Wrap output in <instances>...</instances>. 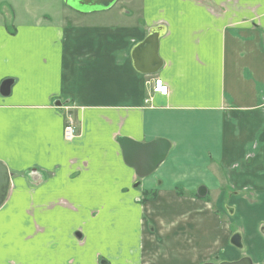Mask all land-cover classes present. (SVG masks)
Listing matches in <instances>:
<instances>
[{"label": "crops", "instance_id": "crops-1", "mask_svg": "<svg viewBox=\"0 0 264 264\" xmlns=\"http://www.w3.org/2000/svg\"><path fill=\"white\" fill-rule=\"evenodd\" d=\"M62 1L0 0V87L10 81L0 91V161L12 173L0 264L135 263L130 198L141 193L228 197L244 229L228 244L253 252L214 258L264 264V0H116L87 12ZM150 31L161 66L147 74L139 69L152 59L132 53ZM155 78L166 96L152 92ZM67 117L76 127L68 140ZM119 137L170 148L139 178ZM57 197L97 212L47 208ZM79 226L72 233L85 241L75 246ZM235 233L241 249L230 244Z\"/></svg>", "mask_w": 264, "mask_h": 264}, {"label": "rangeland", "instance_id": "rangeland-1", "mask_svg": "<svg viewBox=\"0 0 264 264\" xmlns=\"http://www.w3.org/2000/svg\"><path fill=\"white\" fill-rule=\"evenodd\" d=\"M212 196L210 194L201 199L193 196L154 197L141 193L130 198L132 205L139 207L140 242L136 248L138 253L135 263L132 258L125 262L101 255L97 256L95 264H204L214 262L215 255L227 260L248 254L246 251L253 252L249 246L239 251L228 244L233 231L244 230L241 219L226 212L224 203L230 204L228 197ZM64 198H54V202L46 207L57 204L59 207L67 206L76 215L84 211L86 216L97 212L96 207L84 209L81 198L76 197L75 203ZM73 230H81V226L78 229L71 227L70 235L75 246L82 245L85 240L77 239ZM129 251L132 252V246H129Z\"/></svg>", "mask_w": 264, "mask_h": 264}, {"label": "water", "instance_id": "water-1", "mask_svg": "<svg viewBox=\"0 0 264 264\" xmlns=\"http://www.w3.org/2000/svg\"><path fill=\"white\" fill-rule=\"evenodd\" d=\"M70 7L82 11H92V10H104L109 8L116 0H63ZM159 34L155 31H150L146 38L140 42L133 50L132 57L134 60L135 53L138 56H142L144 53L152 61H150L147 70H140L141 72L152 74L156 73L161 66V61L156 59L157 55V44H158ZM137 67V66H136ZM10 81L4 80L1 84V93H7L9 90ZM119 144L123 161L131 166L139 178H144L149 176L154 172L157 166L166 158L170 143L162 138L152 140L150 142H137L127 137H119L117 139ZM12 173L8 168L0 161V206L7 197L10 179ZM138 184V182H137ZM204 187H200L198 194L202 197L204 195ZM228 212L232 214L233 210L228 209ZM230 244L239 249L242 248L240 235L235 233L230 238ZM204 264H213L207 262ZM218 264H252L248 257H242L236 261H221Z\"/></svg>", "mask_w": 264, "mask_h": 264}, {"label": "built area", "instance_id": "built-area-1", "mask_svg": "<svg viewBox=\"0 0 264 264\" xmlns=\"http://www.w3.org/2000/svg\"><path fill=\"white\" fill-rule=\"evenodd\" d=\"M152 91L159 95L166 96L168 93V87L166 84H164L162 79L156 78L154 80V86ZM75 132H76V127L74 125V121L71 118L67 117L65 120L63 137L67 140L71 139L73 136H75Z\"/></svg>", "mask_w": 264, "mask_h": 264}, {"label": "flooded vegetation", "instance_id": "flooded-vegetation-1", "mask_svg": "<svg viewBox=\"0 0 264 264\" xmlns=\"http://www.w3.org/2000/svg\"><path fill=\"white\" fill-rule=\"evenodd\" d=\"M244 257H245V256H244ZM241 258H242V257H241ZM241 258H240V259H241ZM216 259H217V258H214V262L212 261L213 264H218V263H219V261L216 260ZM238 260H239V259H238Z\"/></svg>", "mask_w": 264, "mask_h": 264}]
</instances>
